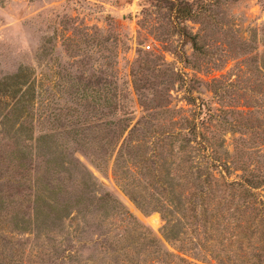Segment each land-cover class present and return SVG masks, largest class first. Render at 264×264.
Returning <instances> with one entry per match:
<instances>
[{"label": "rangeland", "instance_id": "rangeland-1", "mask_svg": "<svg viewBox=\"0 0 264 264\" xmlns=\"http://www.w3.org/2000/svg\"><path fill=\"white\" fill-rule=\"evenodd\" d=\"M242 177L264 0H0V264H264Z\"/></svg>", "mask_w": 264, "mask_h": 264}, {"label": "trees", "instance_id": "trees-1", "mask_svg": "<svg viewBox=\"0 0 264 264\" xmlns=\"http://www.w3.org/2000/svg\"><path fill=\"white\" fill-rule=\"evenodd\" d=\"M176 11H177V15L183 19L191 17L190 8L187 5H179ZM183 36H185V35H183ZM186 39H188L191 42L193 48H197L195 41H192L190 36L187 37ZM196 130H197L196 125L192 124L190 126L191 133L193 134L194 132H196ZM242 183L245 185L246 190L247 189H257V188L264 185V180H259L258 178L251 179L248 177H242ZM242 183H238V184L243 186Z\"/></svg>", "mask_w": 264, "mask_h": 264}]
</instances>
